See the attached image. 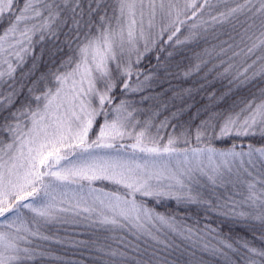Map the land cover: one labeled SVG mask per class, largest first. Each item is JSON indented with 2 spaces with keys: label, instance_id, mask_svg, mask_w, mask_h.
I'll use <instances>...</instances> for the list:
<instances>
[{
  "label": "snow or ice",
  "instance_id": "obj_1",
  "mask_svg": "<svg viewBox=\"0 0 264 264\" xmlns=\"http://www.w3.org/2000/svg\"><path fill=\"white\" fill-rule=\"evenodd\" d=\"M89 261L264 264V0H0V264Z\"/></svg>",
  "mask_w": 264,
  "mask_h": 264
},
{
  "label": "trees",
  "instance_id": "obj_2",
  "mask_svg": "<svg viewBox=\"0 0 264 264\" xmlns=\"http://www.w3.org/2000/svg\"><path fill=\"white\" fill-rule=\"evenodd\" d=\"M40 47H41V46H39V45H37V47H36L35 54H36L37 56L40 55ZM45 47H47V46H45ZM47 61H48V54L45 53V55L41 58V61H40V70H41V71L45 70V65H46V62H47ZM153 63H155V61H153ZM30 64H31V61H29V64L26 65L25 67H26V68H27V67H30ZM185 86H187V85H185ZM217 87H219V86H217ZM88 264H91V262L89 261Z\"/></svg>",
  "mask_w": 264,
  "mask_h": 264
}]
</instances>
